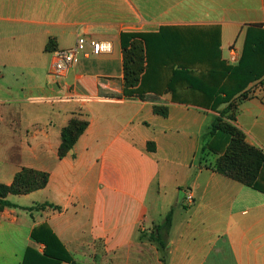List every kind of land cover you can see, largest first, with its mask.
<instances>
[{
    "label": "crops",
    "instance_id": "1",
    "mask_svg": "<svg viewBox=\"0 0 264 264\" xmlns=\"http://www.w3.org/2000/svg\"><path fill=\"white\" fill-rule=\"evenodd\" d=\"M162 27L174 36L166 64L150 62L145 99L126 95L120 35ZM251 28L264 29V0H0V184L22 168L48 173L44 188L7 196L17 207L0 214V264H22L27 248L41 254L31 240L40 225L72 258L59 264H163L144 234L160 225L146 226L147 196L167 185L175 208L167 211L165 264H264V166L257 190L200 165L217 113L184 84L171 85L176 99L167 88L170 59L205 71L192 65L201 53L185 51L186 43H219L225 60L231 48L241 55ZM79 35L107 41L111 51L81 56L65 77H53L51 52ZM154 104L167 106V116ZM75 115L88 126L60 158L61 130ZM231 123L264 152V90L239 102ZM42 203L60 209H22Z\"/></svg>",
    "mask_w": 264,
    "mask_h": 264
},
{
    "label": "trees",
    "instance_id": "2",
    "mask_svg": "<svg viewBox=\"0 0 264 264\" xmlns=\"http://www.w3.org/2000/svg\"><path fill=\"white\" fill-rule=\"evenodd\" d=\"M172 34L162 27L156 33H122L120 45L123 54V85L128 96L145 99L142 92L146 90L145 82L150 62L165 65L168 54L173 50ZM177 43V42H176ZM177 43V51L184 45ZM219 43L198 42L185 51H198L200 56L192 57V65H205L201 68L190 69L186 59L176 57L170 59L168 89L172 99H176V91L172 84L182 83L190 95L199 99L203 107L215 111L217 115L210 123L207 141L199 150V164L218 172L245 186L260 190L258 186L261 170L264 166V152L245 142L242 130L231 121L239 102L247 98L246 88L264 76V29H249L247 37L236 64H226L221 60L217 51ZM208 52L206 56L203 53ZM152 80L155 85L159 81ZM161 83V81H160ZM167 88L164 91L168 90ZM146 90V91H145ZM153 112L163 117L167 116V106L153 105ZM88 126L86 118L73 116L62 128L58 156L62 158L74 146L78 138ZM147 149L154 151V144L147 143ZM210 156V157H209ZM209 157V158H208ZM48 182V173L28 168L19 170L10 185L0 184V213L5 208L17 206L7 200L9 194L24 195L44 188ZM46 208L59 210L49 203L35 204L23 207L28 212L40 211ZM171 223V211L167 213L162 223L150 231L146 237L158 245L161 250V262L165 264L164 252L167 243V232ZM31 240L42 244L43 251L38 254L34 249L27 248L22 264H59L71 263L72 258L54 233L45 225L34 228Z\"/></svg>",
    "mask_w": 264,
    "mask_h": 264
},
{
    "label": "built area",
    "instance_id": "3",
    "mask_svg": "<svg viewBox=\"0 0 264 264\" xmlns=\"http://www.w3.org/2000/svg\"><path fill=\"white\" fill-rule=\"evenodd\" d=\"M111 51V45L107 41L88 39L83 35L76 38L75 44L68 49H57L51 52L50 74L55 78L65 77L67 72L79 62L81 56L107 54ZM240 55L234 48L229 49L227 61L236 64ZM188 203L191 202L190 194L185 196Z\"/></svg>",
    "mask_w": 264,
    "mask_h": 264
},
{
    "label": "rangeland",
    "instance_id": "4",
    "mask_svg": "<svg viewBox=\"0 0 264 264\" xmlns=\"http://www.w3.org/2000/svg\"><path fill=\"white\" fill-rule=\"evenodd\" d=\"M187 45H194V43H186ZM190 47V46H189ZM224 61L226 64H229L227 61V58ZM261 90H264V76L257 80L256 82L249 85L246 90L245 94L248 97H253L257 93H259ZM174 186H165V188H162V191L160 194L156 192V187L152 188V190L149 192L147 199H146V206L148 209V214L150 216V220L146 222V226H151V223L155 224H161L164 218V215L167 213L169 209H174L175 201L172 199L173 195V188ZM180 190H184L185 186H182L179 188ZM1 214V213H0Z\"/></svg>",
    "mask_w": 264,
    "mask_h": 264
}]
</instances>
